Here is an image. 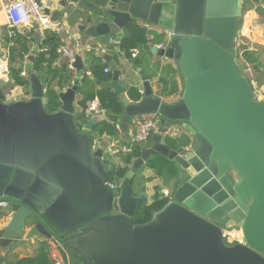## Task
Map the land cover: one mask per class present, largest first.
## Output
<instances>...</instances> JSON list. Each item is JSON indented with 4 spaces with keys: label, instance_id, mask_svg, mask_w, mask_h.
Segmentation results:
<instances>
[{
    "label": "water",
    "instance_id": "1",
    "mask_svg": "<svg viewBox=\"0 0 264 264\" xmlns=\"http://www.w3.org/2000/svg\"><path fill=\"white\" fill-rule=\"evenodd\" d=\"M64 12L83 15L93 38L114 34L121 41L133 22L161 28L168 44L151 53L175 62L183 92L166 103L143 76L142 98L131 102L118 64L104 57L113 78L102 88L124 108L108 121L125 135L135 118L157 116L164 125L163 134L151 131L141 143L115 192V168L96 146L97 120L82 119L78 84L57 93L58 111H47L36 35L30 56L16 66L29 98L5 103L0 78V203L17 209L3 238L16 243L32 223L63 264H264V101L255 99L237 59L244 0H59L52 22ZM3 41L0 29V66ZM75 57L74 68L86 72ZM174 125L193 137L188 147L169 145ZM158 156L177 168L170 199L149 221L135 223L150 200L133 191V181ZM233 230L242 239L231 245Z\"/></svg>",
    "mask_w": 264,
    "mask_h": 264
},
{
    "label": "crops",
    "instance_id": "2",
    "mask_svg": "<svg viewBox=\"0 0 264 264\" xmlns=\"http://www.w3.org/2000/svg\"><path fill=\"white\" fill-rule=\"evenodd\" d=\"M58 2L59 0H55L52 16L58 6ZM244 7L245 12L241 23L239 40L240 38H242L241 34L243 33L244 45H242V50H249L250 53L248 55L252 56L253 59L257 60L260 63L259 75L260 77L264 78V0H244ZM243 22L245 24H243ZM133 23H137L139 26L147 29L152 34L148 36V43L146 45L141 46L139 49L131 51V53H123L121 52L120 47H107L105 44L110 37H116L114 34L98 38L89 37L86 34V30L91 26L90 22L85 21L83 19V15L74 14L71 16L64 12L59 18L58 22L54 23V31H42L40 28H36L35 23L34 25L24 28L21 31H17V33L27 36L26 46L29 50V54L25 57V59L22 60L20 58L21 53L15 51V42L12 43V45L10 43V46L8 45L9 42H7V39L11 40L14 36H10L11 29L8 26L2 8L0 7V29L3 30L4 34V41L2 43L3 54L1 59H7L8 64V71L5 73H0V78H2L6 84L3 90L5 97L4 102L11 103L14 101L25 100L29 98V86L22 87L16 84L14 73L15 70L19 71L20 75L22 76V72L18 70L16 66L23 64L30 56L31 51L35 46L34 37L36 35L41 36V50L43 48L47 35L56 37L59 43V49L57 51L56 57H54V59H51L50 54L46 55L47 62L42 64V67L40 69V76L42 77L41 80L44 84L45 89L47 90V92L51 91L52 93H54L56 98L59 91H66L69 88L68 83H66V81L61 78L62 75L64 77L68 76L70 78V75L67 72L68 60L63 56L61 51L62 48H66L82 58L83 64L87 68V71L82 72L77 70L78 75L81 77L84 74L90 75L91 62L93 57H95L93 53L94 51L97 50L100 52L97 58H101L103 60V64H106L107 69H110V65L106 62L104 57H113V60L119 66L120 82L124 87L127 88L126 94L131 102H139L142 98L141 93L143 88L141 78L143 76L149 77L154 91L160 92L164 102L169 104L177 102L183 92V80L181 85L177 65L173 61H166L162 58L153 56L151 53V49L154 46L160 47L161 45L166 46L168 44V35L161 28L155 26L145 27V25L141 22ZM82 28L86 29L83 30ZM126 28L123 30L124 35ZM154 34L160 36H163V34L166 35L165 41H158ZM238 51H241V49L239 48V44ZM134 52H137L136 56H134ZM42 53L38 57H36L35 63L42 55ZM167 66L170 67V72L166 75V73L164 74L163 72L165 70V67ZM106 73L107 72H105V74ZM108 73L112 75L110 71ZM111 82L112 80L109 82L98 84L97 90L103 89L102 84H110ZM78 86H80V84ZM77 101L78 103L80 102L78 93ZM56 103L58 106H60L58 98L56 100ZM78 107L80 112L83 114V108L79 104ZM84 118L86 119V114ZM137 119L138 118L132 119V121L130 122L127 135L121 132V130L119 129V124H116V135L103 137L97 135L99 138V142H97L96 146L98 148L104 147L106 149V160L114 166L115 170H118V168H123L125 170L127 166H130L125 165L123 162V157L127 153H123L122 151L114 153L117 149L112 148L120 147L121 150L124 147H130V144L133 142V136H135L137 131L135 126V122L137 121ZM183 135L188 136L189 134L186 133L185 130L179 125H174L169 132L170 139H178ZM189 137L191 144L193 142V137L190 135ZM121 178L115 176L112 182H119ZM159 180L163 182L162 188L160 189L159 187L158 191H156L155 189L151 190L152 183L159 182ZM173 180L174 179L169 180L166 174H164L163 177L158 176L154 171L149 170L145 164L133 181V191L136 194H140L141 192L145 191L149 196L151 205L156 200L165 199V197L161 198V190H168V195L171 193L172 185L170 183L173 184ZM136 189H138V191H136ZM160 209L154 210L152 215ZM16 211L17 209L10 205L0 207V264H17L21 260L34 259L37 258L43 250L49 253L50 259L53 264H63L55 247L49 241L40 236V234L33 228L32 223L27 224L23 236L16 243H14L12 240L3 238V232L6 228L9 227L12 220V215ZM237 231L238 230H236V232Z\"/></svg>",
    "mask_w": 264,
    "mask_h": 264
},
{
    "label": "trees",
    "instance_id": "3",
    "mask_svg": "<svg viewBox=\"0 0 264 264\" xmlns=\"http://www.w3.org/2000/svg\"><path fill=\"white\" fill-rule=\"evenodd\" d=\"M152 33L147 29L139 26L137 23H132L127 26L125 30V35L123 39L120 41V50L123 53H131V51L135 49H139L141 46H144L148 43V36ZM154 36L159 41H165L166 35L163 36L154 34ZM26 35H22L17 33L11 40L7 39L12 45L15 44L16 50L21 53L20 58L23 60L29 54V50L26 46ZM116 38V37H115ZM7 45V46H8ZM44 46H48L51 50L48 52H43L39 57L37 62L35 63V70L37 74L40 76V69L42 64L47 62L46 55H51V59H54L57 55V51L59 49V43L56 37H52L50 35L46 36V40L44 42ZM19 53V54H20ZM12 56V55H11ZM244 59L248 60L250 64L253 65L257 74L260 73V63L253 59L252 56L244 55ZM107 69L106 64H103V60L101 58L93 57L91 62V70L90 75L84 74L82 76V80L78 89V95L80 97L79 105L83 108L84 112L82 114V118L85 119V114L89 109V105L93 102H97L101 108V110L108 115H116L120 116L123 114L124 108L120 101V98L114 94L110 89L104 88L101 90H97V85L103 82H109L112 80V75L109 73L105 74V70ZM16 84L22 87H28L29 82L25 77L20 75L19 71L15 70L14 73ZM42 79V77L40 76ZM62 79L68 83V76H61ZM47 97L49 98V103L47 105L48 112H56L59 109V106L56 103V96L51 91L47 92ZM84 115V116H83ZM94 132L100 137L103 136H114L117 134V126L114 123H111L108 120H97L94 125ZM168 143L171 147L176 148L177 145L181 144L184 147H188L190 145V137L189 135H183L178 139L169 138ZM142 145L136 142H132L130 144L131 152L127 153L123 157V162L125 165H132V163L141 156L142 154ZM146 167L149 170L154 171L158 176L163 177L166 174L169 180L174 179L176 176L177 168L168 160L164 159L161 156L154 157L150 159L146 163ZM125 174V170L123 168H118L115 170V173H112L109 176V182H112L115 176L119 178L123 177ZM168 202V199L164 200H156L153 204L147 207H143L140 209L139 213L134 219L135 223H145L149 221L151 215L154 210L163 208ZM17 264H53L49 253L43 250L41 254L34 259H25L21 260Z\"/></svg>",
    "mask_w": 264,
    "mask_h": 264
},
{
    "label": "built area",
    "instance_id": "4",
    "mask_svg": "<svg viewBox=\"0 0 264 264\" xmlns=\"http://www.w3.org/2000/svg\"><path fill=\"white\" fill-rule=\"evenodd\" d=\"M55 0H42L40 4L36 0H0V7L4 13V16L7 20V24L11 29L10 36H15L17 31H21L24 28H27L34 23L39 25V28L42 31H54L55 25L52 22V11ZM107 47L115 46L120 47V40L115 37H110L105 43ZM106 47V48H107ZM165 45H161L160 48H164ZM51 49L48 46L42 48L43 52H48ZM63 56L68 60L67 72L70 75L68 85L69 88L74 85H79L81 83L82 77L78 75V71L74 68L73 64L75 62V53L69 51L66 48L61 49ZM249 50L237 49V59L242 68L243 75L248 79L253 92L255 99L259 101H264V91L258 89V80L256 78L257 72L255 71L252 64L248 60L244 59V55H248ZM94 56L98 57L100 52L94 51ZM248 53V54H247ZM137 55V52H134V56ZM8 71L7 59L1 60L0 73H5ZM109 69H106L105 72H109ZM22 76L25 77L24 73ZM259 95V96H257ZM94 113V114H92ZM90 119L95 120H108V114L103 112L97 102H93L89 105V109L86 112V121ZM136 125V134L133 137V142L141 144L142 142L147 141L149 133L154 131L157 134H163V121L157 116L141 117L138 118L135 122ZM112 149H117L114 153L122 151L123 153L131 152L130 147H124L120 150L119 148L113 147ZM120 181L110 182L111 188L113 191L117 192L119 190ZM6 205V204H5ZM0 203V207L5 206ZM239 237L237 234L232 233L228 239L229 241H236ZM232 239V240H231ZM232 245V244H231ZM60 264V263H58Z\"/></svg>",
    "mask_w": 264,
    "mask_h": 264
},
{
    "label": "rangeland",
    "instance_id": "5",
    "mask_svg": "<svg viewBox=\"0 0 264 264\" xmlns=\"http://www.w3.org/2000/svg\"><path fill=\"white\" fill-rule=\"evenodd\" d=\"M243 24H245L244 22H243ZM241 36H242V38H240V40L238 41V44H239V48L242 50L243 48H242V45H244V43H243V33L241 34ZM256 42V41H255ZM248 53H250V51L248 52ZM247 53V54H248ZM170 70V67H165V70H164V74L166 73V75L167 74H169V71ZM165 75V76H166ZM166 78V77H165ZM256 78H257V80H258V89L259 90H262V91H264V78H262V77H260V75L259 74H256ZM179 80H180V83H181V85H182V77H181V75H180V73H179ZM257 96H259V95H257ZM136 126V125H135ZM134 137V136H133ZM171 185H172V183H170ZM170 184H169V186H170ZM162 186H163V182L162 181H160L159 180V182H154V183H152V185H151V190H153V189H155L156 191H158V188L160 187V189L162 188ZM136 191H138V189H136ZM162 192H161V198H163V197H165L166 199H169L168 198V190L166 191V190H161ZM231 233H236L237 234V237H239L238 238V240H236V241H229V244H232V245H234V244H236V243H239L240 241H241V239H242V236H241V233L239 232V231H237L236 232V230H233V231H231ZM232 240V239H231Z\"/></svg>",
    "mask_w": 264,
    "mask_h": 264
},
{
    "label": "flooded vegetation",
    "instance_id": "6",
    "mask_svg": "<svg viewBox=\"0 0 264 264\" xmlns=\"http://www.w3.org/2000/svg\"><path fill=\"white\" fill-rule=\"evenodd\" d=\"M72 243V242H71Z\"/></svg>",
    "mask_w": 264,
    "mask_h": 264
}]
</instances>
